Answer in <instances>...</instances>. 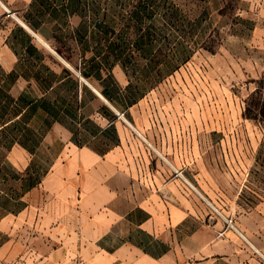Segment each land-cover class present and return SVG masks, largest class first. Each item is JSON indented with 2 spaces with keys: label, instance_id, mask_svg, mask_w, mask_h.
Returning a JSON list of instances; mask_svg holds the SVG:
<instances>
[{
  "label": "crops",
  "instance_id": "obj_1",
  "mask_svg": "<svg viewBox=\"0 0 264 264\" xmlns=\"http://www.w3.org/2000/svg\"><path fill=\"white\" fill-rule=\"evenodd\" d=\"M89 1L0 0L1 105L16 115L6 125L33 139L12 147L62 145L32 189L80 219L48 264H264V244L242 228L218 236L225 218L185 176L195 161H180L177 139L148 133L168 124L154 120L152 92L134 87L115 29Z\"/></svg>",
  "mask_w": 264,
  "mask_h": 264
},
{
  "label": "rangeland",
  "instance_id": "obj_2",
  "mask_svg": "<svg viewBox=\"0 0 264 264\" xmlns=\"http://www.w3.org/2000/svg\"><path fill=\"white\" fill-rule=\"evenodd\" d=\"M89 9L115 29L134 87L152 92L154 120L168 124L148 133L162 145L177 139L180 161H195L180 171L199 199L263 245L264 0H90ZM25 148L0 142V264H48L64 246L56 237L79 233L76 211L49 208L56 199L32 189L62 145Z\"/></svg>",
  "mask_w": 264,
  "mask_h": 264
},
{
  "label": "trees",
  "instance_id": "obj_3",
  "mask_svg": "<svg viewBox=\"0 0 264 264\" xmlns=\"http://www.w3.org/2000/svg\"><path fill=\"white\" fill-rule=\"evenodd\" d=\"M1 92V90H0ZM8 106L1 105V95H0V142L7 147L9 150L10 147L13 146V143L15 141H21L22 143H27L32 141V133L26 128L23 129L21 126H17V122L14 121L12 123H9L6 125L8 122V119L15 117V114H11L8 112ZM26 147H30V145H26ZM31 149V148H30ZM34 149H32L33 151ZM35 182H33L34 184Z\"/></svg>",
  "mask_w": 264,
  "mask_h": 264
},
{
  "label": "built area",
  "instance_id": "obj_4",
  "mask_svg": "<svg viewBox=\"0 0 264 264\" xmlns=\"http://www.w3.org/2000/svg\"><path fill=\"white\" fill-rule=\"evenodd\" d=\"M175 174L176 175H182L183 176L182 171H179V170H175ZM225 220H226V226L224 227L223 230H220L218 232V236H223L225 234V231L227 229H229V228H235V225L233 224V220L232 219H227L226 218Z\"/></svg>",
  "mask_w": 264,
  "mask_h": 264
}]
</instances>
